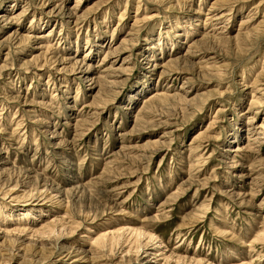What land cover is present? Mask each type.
Wrapping results in <instances>:
<instances>
[{
	"label": "rangeland",
	"instance_id": "374dc122",
	"mask_svg": "<svg viewBox=\"0 0 264 264\" xmlns=\"http://www.w3.org/2000/svg\"><path fill=\"white\" fill-rule=\"evenodd\" d=\"M0 17V264H264V0Z\"/></svg>",
	"mask_w": 264,
	"mask_h": 264
},
{
	"label": "bare ground",
	"instance_id": "6f19581e",
	"mask_svg": "<svg viewBox=\"0 0 264 264\" xmlns=\"http://www.w3.org/2000/svg\"><path fill=\"white\" fill-rule=\"evenodd\" d=\"M48 2H50V0H48ZM22 13V12H21ZM67 17L68 16H70L69 14H67L66 15ZM72 16V15H71ZM4 17H0V20L1 19H3ZM9 20H11V19H8V20H3V22H7V21H9ZM37 38H39V37H37ZM41 38V37H40ZM41 47V46H40ZM110 55V54H109ZM125 63H127V61L125 60V61H123L122 63H121V65H124ZM154 67V66H153ZM163 67V66H162ZM123 69H125V67H117L115 70H116V72H119V71H123ZM85 72H87V70H83V72L82 73H85ZM78 73H80V72H78ZM165 74H167L166 73V69L164 68L160 73H159V75L160 76H165ZM87 76H89V75H87ZM85 79H87V77H85L84 78V80ZM85 83H87V85L89 86V88L91 89V90H93L94 89V85H95V78H91V79H89V80H86V81H84ZM150 100V99H149ZM148 100H146L145 102H147ZM119 109H122L121 107H119ZM123 109H125V108H123ZM256 112H257V110L255 109L254 110V114H256ZM264 127L263 126H260L259 127V129H263ZM262 132V131H261ZM261 132H258V135H260L261 134ZM231 143V142H230ZM235 151H238V149H236ZM4 164L5 163H3L2 161H1V156H0V168L1 167H3L4 166ZM32 204V202H29V203H26V205H31ZM25 205V206H26ZM23 214V213H22ZM24 214H26L25 212H24ZM28 214V213H27ZM3 233H6V231H3ZM97 242H101L100 240L99 241H97Z\"/></svg>",
	"mask_w": 264,
	"mask_h": 264
}]
</instances>
